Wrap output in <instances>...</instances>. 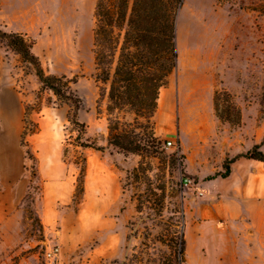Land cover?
Segmentation results:
<instances>
[{
    "label": "rangeland",
    "instance_id": "374dc122",
    "mask_svg": "<svg viewBox=\"0 0 264 264\" xmlns=\"http://www.w3.org/2000/svg\"><path fill=\"white\" fill-rule=\"evenodd\" d=\"M95 1L0 0V29L32 39L45 74L75 80L82 142L102 148L77 146L67 107L40 92L19 58L0 45V264H114L133 253L145 257L151 247L165 251L159 241L169 242L178 217L183 264H258L264 216L253 226L243 217L240 177L209 178L226 158L254 144L264 151V17L239 9L250 5L247 0L183 1L177 67L151 119L161 144L146 157L107 142L109 116L94 64ZM222 91L240 109V127L216 118L213 96ZM36 102L40 111L29 119L38 129L26 135V148L20 143L23 113ZM114 116L121 123L135 120L127 109ZM81 156L87 160L84 192L73 201Z\"/></svg>",
    "mask_w": 264,
    "mask_h": 264
},
{
    "label": "trees",
    "instance_id": "16d2710c",
    "mask_svg": "<svg viewBox=\"0 0 264 264\" xmlns=\"http://www.w3.org/2000/svg\"><path fill=\"white\" fill-rule=\"evenodd\" d=\"M184 0H96L93 17V47L96 80L100 83L99 100L106 101L108 118L109 145L124 154H136L146 157L155 156L157 146L161 144L153 132L151 119L157 108L160 90L168 84V79L177 67L178 53L176 44V19ZM219 5L230 4L233 0H215ZM249 6L240 5L239 9L249 10L264 17V0H247ZM0 45L13 52L27 75H33L40 85V92L49 91L59 106H66V118L77 132L76 143L81 149L93 147L82 142L85 125L77 120L81 109V100L72 91L74 79L65 76L44 73L38 57L33 53L32 39L17 32L0 29ZM38 98V97H37ZM39 99V98H38ZM261 102L264 104V89ZM41 102L25 107L23 113V132L20 143L28 147L26 135L36 133L38 125L29 117L40 111ZM129 110L135 115L133 123H121L114 116L116 112ZM213 109L216 118L232 128L240 127L241 112L232 97L225 91L215 92ZM141 118L144 123H140ZM144 127L142 135L137 129ZM259 144L226 158L222 171L216 172L209 180L225 179L231 172V165L239 159L254 160L264 164V151ZM31 156L30 151H26ZM66 150L64 151V155ZM85 157L76 162L79 166L73 201L84 192L86 175ZM139 168L135 169V172ZM180 213V212H178ZM179 217L171 223L168 243L159 241L165 251L149 248L151 251L133 253L122 262L114 264H183L185 241L179 228ZM145 246V245H144ZM154 246V245H153ZM157 252L159 254H157Z\"/></svg>",
    "mask_w": 264,
    "mask_h": 264
},
{
    "label": "crops",
    "instance_id": "0c3cea01",
    "mask_svg": "<svg viewBox=\"0 0 264 264\" xmlns=\"http://www.w3.org/2000/svg\"><path fill=\"white\" fill-rule=\"evenodd\" d=\"M261 164L254 160H236L231 165L229 176L225 179L220 178L221 180L241 178V213L247 219L249 226L255 225L256 221L258 225L260 218L264 216V174L260 167ZM257 244L261 245L260 242ZM255 258L258 259V264H264V257L259 255Z\"/></svg>",
    "mask_w": 264,
    "mask_h": 264
},
{
    "label": "built area",
    "instance_id": "2783aa9c",
    "mask_svg": "<svg viewBox=\"0 0 264 264\" xmlns=\"http://www.w3.org/2000/svg\"><path fill=\"white\" fill-rule=\"evenodd\" d=\"M166 145H167L168 147H171V146H172V142L167 141V142H166Z\"/></svg>",
    "mask_w": 264,
    "mask_h": 264
}]
</instances>
